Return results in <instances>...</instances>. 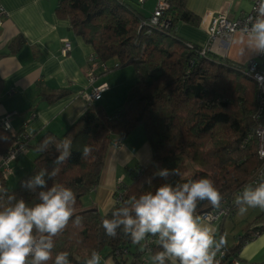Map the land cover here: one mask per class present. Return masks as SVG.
Here are the masks:
<instances>
[{
  "label": "trees",
  "instance_id": "16d2710c",
  "mask_svg": "<svg viewBox=\"0 0 264 264\" xmlns=\"http://www.w3.org/2000/svg\"><path fill=\"white\" fill-rule=\"evenodd\" d=\"M165 1L169 4L166 11L172 16L171 24L164 31L154 29L149 33L140 26L146 17L132 0H58L56 3L57 16L69 21L70 30L89 44L101 61L115 59L116 64L110 69L133 66L137 79L118 106L106 110L97 100L60 136L48 131L32 144L24 142L33 153L32 166L18 178L13 189L5 188L0 194L4 195L0 207L7 206L8 195L23 198L30 206L38 203L36 193L22 188L21 182L42 168L52 169L58 153L54 146L41 152L42 141L47 137H54L57 142L66 136L72 139L71 157L59 166V174L48 180V185L63 184L76 193L74 217H82V226L75 227L70 221L54 238L53 260L47 264H54L55 254L63 251L69 253L71 264H83L93 250L102 257H110L115 264H147L150 256L161 250L156 241L152 242V251L145 258V250L141 251L139 245L119 230L116 238L108 237L102 219L111 218V208L100 213L95 207L85 209L82 203V197L100 180L105 150L112 137L122 140L138 126L144 130L152 157L140 177L134 180V172L130 184L118 185L122 199L115 207L123 206L132 196L154 192L165 182L209 178L223 197L221 204L226 201L229 206V218L236 210V196L246 185L254 187L260 182L261 177L256 184L251 181L262 163L256 155L253 133L258 124L254 119L257 84L242 72V64L209 50L201 54L202 47L177 38L178 21L197 24L198 17L187 9V0ZM22 43L19 36L11 41L10 48L15 51ZM5 88L0 77V93ZM12 139L0 127V154L8 150ZM85 145L93 149L86 159L81 155ZM159 169H175L180 175L165 180L154 176ZM149 178L151 184L146 182ZM212 207L202 202L197 214ZM223 220H219V229ZM254 221L264 222V211ZM251 231L261 234L264 223L244 227L232 245H226L219 231L216 240L223 238L226 253L217 254V264L239 260L238 250L251 240H248ZM117 249H126L128 255L115 257Z\"/></svg>",
  "mask_w": 264,
  "mask_h": 264
},
{
  "label": "crops",
  "instance_id": "0c3cea01",
  "mask_svg": "<svg viewBox=\"0 0 264 264\" xmlns=\"http://www.w3.org/2000/svg\"><path fill=\"white\" fill-rule=\"evenodd\" d=\"M57 1L0 0L6 12L0 22V77L6 85L5 90L0 93V116L14 113L8 119L10 126L24 132L28 137V144L34 143L38 136L48 131L60 136L88 106L82 92L86 85L84 76L89 55L93 51L89 44L84 43L82 38L70 30L68 20L57 16ZM132 1L147 18L159 0ZM186 2L187 9L198 17V23L178 21L175 30L177 38L202 48L207 46L212 53L239 65L257 57L258 53L247 47L245 34L234 33L228 39L218 38L210 42L206 31L214 14L227 12L230 18L238 19L249 12L251 0ZM19 36L23 38V43L14 51L10 48V43ZM63 39L70 44V49L65 55L61 53ZM106 64L108 67L114 66L116 60L109 59ZM109 71L98 79L108 85V90L97 101L107 110L121 104L137 79L132 66ZM41 114L47 123L40 119ZM152 153L142 127H136L122 140L112 137V142L105 150L100 180L92 191L82 197L84 208L95 207L100 213L107 212L115 202L114 193L117 186L130 184L133 173L148 166ZM32 154L28 148L11 163L12 174L2 181L5 188L13 189L18 178L30 170L34 159ZM1 157L2 153L0 163ZM261 211L264 209L249 208L241 215L236 207L231 217L224 218L220 229V221L212 223L215 238L219 231H222L226 245L236 243L237 238L236 241L229 240L226 230H230L235 223H239L235 225L237 229L264 223L254 221ZM237 256L239 264L264 262V232L244 243ZM103 260L107 261V264H115L109 257Z\"/></svg>",
  "mask_w": 264,
  "mask_h": 264
},
{
  "label": "clouds",
  "instance_id": "9594fccd",
  "mask_svg": "<svg viewBox=\"0 0 264 264\" xmlns=\"http://www.w3.org/2000/svg\"><path fill=\"white\" fill-rule=\"evenodd\" d=\"M254 12L242 31L247 36V47L264 54V0H257ZM40 119L47 123L42 114ZM50 146L58 153L52 169L42 168L21 182L22 188L36 193L39 202L30 206L23 198L8 195L7 206L0 207V264H47L53 260L54 238L70 221L75 227L82 226V217H74L76 193L63 184L48 185V180L59 174V166L71 157L72 139L66 136L57 142L54 137H47L39 150L47 152ZM92 150L85 145L82 158H88ZM260 155L264 157V152ZM172 175L180 173L175 169H159L154 173L165 180ZM146 182L151 184V178ZM3 199L4 195H0V200ZM222 199L209 178L175 184L165 182L154 192L132 196L121 207H115L113 202L111 218L102 219V227L108 237L116 238L119 230L133 244L139 245L141 251L149 253L152 250L146 241L149 236L155 238L161 250L150 256L152 264H217L216 256L223 238L216 240L214 227L210 221L202 220L197 208L200 203L208 202L219 209ZM234 203L241 215L249 208L264 209V173L256 186L246 185ZM101 260L99 252L93 250L83 264H101ZM54 264H71L69 253H56Z\"/></svg>",
  "mask_w": 264,
  "mask_h": 264
},
{
  "label": "built area",
  "instance_id": "2783aa9c",
  "mask_svg": "<svg viewBox=\"0 0 264 264\" xmlns=\"http://www.w3.org/2000/svg\"><path fill=\"white\" fill-rule=\"evenodd\" d=\"M256 6L257 0H251L249 12L243 14L238 19L230 18L227 12L214 14V16H212V18L210 19L206 30L208 37H210V42H214L218 38L228 39L234 33H243L242 30L248 18L255 15L254 9L256 8ZM168 7L169 4L165 0H159L156 7L153 9L152 14H150L149 17H147L145 20H142L140 26H144L148 33L153 31L154 29L164 31L169 28L172 16L169 15L166 11ZM5 16L6 12L4 11L0 3V22ZM62 45L63 46L61 49V53L65 55L70 49V44L67 40L63 39ZM201 50V54H204V52L208 50L207 46H204ZM89 56L90 57L88 59L85 76L87 80L90 81V86L93 87V89H84L82 92V96L86 101V105H91L93 102L99 100L102 97V94L108 90V85L106 83L97 84V79L101 75L107 73V71H109L110 69L106 62L101 61L95 53H92ZM242 72H244L245 75L249 76L253 81H255V84H257L255 95L256 112L254 114V119L258 121V124L253 133L257 145L256 155L262 161V163L256 169L253 179H251V181L256 184L261 177V174L264 173V157H261L260 155L261 152H264V54H258L256 58L249 59V61H247L243 65ZM13 114L14 113L0 116V127L7 130L8 133L13 136L11 146L4 154H2L1 157L2 159L0 163V173L2 180L0 181V189H2L3 192L5 191V187L2 181L6 180L13 171L11 170V163L17 158L19 154L25 153V151L28 149V146L24 144V142H27L28 140V137L25 135V133L21 130L17 132L16 129L10 126V122L8 121V119ZM141 172L142 169L136 170L134 180L141 176ZM121 199V189H119V187L117 186L114 193V201L115 203H119L121 202ZM225 202L226 201H223L219 209L212 207L211 209H205L199 212L198 215L202 218L203 221H210L211 224L218 222L219 220L224 219V217H228L231 214V210ZM259 235L260 234L258 233V231H251L248 240L254 239ZM152 242H155V238L149 236L146 243L151 250ZM225 253V248L221 246L220 251L217 254L223 256ZM120 255H122V257L123 255H128V251L126 249H117L114 256L119 257ZM148 255H150V253L145 250V258ZM232 262L234 264L240 263L237 259H233Z\"/></svg>",
  "mask_w": 264,
  "mask_h": 264
},
{
  "label": "rangeland",
  "instance_id": "374dc122",
  "mask_svg": "<svg viewBox=\"0 0 264 264\" xmlns=\"http://www.w3.org/2000/svg\"><path fill=\"white\" fill-rule=\"evenodd\" d=\"M111 61H108V63H110ZM133 67V66H132ZM111 71H115V70H111ZM108 72V71H107ZM110 72V71H109ZM100 78V77H99ZM98 78V79H99ZM84 79L86 80V85H85V89H89V90H92L93 89V87H91L90 86V81L89 80H87V78L84 76ZM97 79V84H99V83H102V82H99V80ZM96 86V85H95ZM94 86V87H95ZM84 90V89H83ZM107 110V109H106ZM12 141H13V139H12ZM12 143V142H11ZM11 145V144H10ZM32 156H33V154H32ZM226 218H228V217H226ZM239 223H235V224H233L234 226H231L230 227V230H226V232H227V235H229L228 236V238H229V240H231V241H233V240H235L237 237H238V235L237 234H242L243 232H242V227L241 228H239V229H237V226H235V225H238ZM238 230H240V231H238ZM238 232H240V233H238ZM236 241V240H235ZM105 258V257H104ZM104 258H102V260H101V264H104ZM110 258V257H109ZM108 263H109V261H108ZM110 264V263H109ZM147 264H152V262H151V260H148V263Z\"/></svg>",
  "mask_w": 264,
  "mask_h": 264
},
{
  "label": "water",
  "instance_id": "95a60500",
  "mask_svg": "<svg viewBox=\"0 0 264 264\" xmlns=\"http://www.w3.org/2000/svg\"><path fill=\"white\" fill-rule=\"evenodd\" d=\"M201 204H202V203H200V204L198 205V208L201 206Z\"/></svg>",
  "mask_w": 264,
  "mask_h": 264
}]
</instances>
